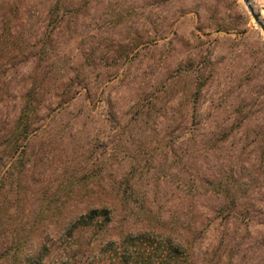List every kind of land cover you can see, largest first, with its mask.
Here are the masks:
<instances>
[{
    "label": "rangeland",
    "instance_id": "obj_1",
    "mask_svg": "<svg viewBox=\"0 0 264 264\" xmlns=\"http://www.w3.org/2000/svg\"><path fill=\"white\" fill-rule=\"evenodd\" d=\"M0 157V264H264V33L243 0H0Z\"/></svg>",
    "mask_w": 264,
    "mask_h": 264
},
{
    "label": "trees",
    "instance_id": "obj_2",
    "mask_svg": "<svg viewBox=\"0 0 264 264\" xmlns=\"http://www.w3.org/2000/svg\"><path fill=\"white\" fill-rule=\"evenodd\" d=\"M33 95L35 94L31 93V91H29L25 95L24 104H23V107L21 109V113L18 119L15 121V123L10 125L11 126L10 128L8 129L6 128L7 129L6 135L10 139L8 140L9 144L6 148L8 149L6 153H8V155L17 153L18 155L16 156L15 161H11L9 163L10 167L5 172L8 175L5 178H8V179H13L16 171L19 170L20 172L21 171L23 172V170L25 169L24 167L25 162L23 159H26V152H27L26 145L28 144L30 136L32 132H34V129H35L34 127L31 126L34 122L33 117L35 115V107H36L35 100L33 99L34 97ZM14 158H15L14 156L11 157V159H14ZM2 161L3 159L0 157V173H2L1 172L2 170L7 168L6 166L4 167V164H2ZM99 213H100L99 210H93L88 215V217L86 216V218L85 217L80 218L79 220H77L78 224H75L76 228H78L79 225H86V226L91 225L94 222V220L97 218V216H99ZM18 250H19V246L17 248V252L15 253V262L19 264L22 261V258L19 255V252H21V249L20 251ZM28 264H31V263H28Z\"/></svg>",
    "mask_w": 264,
    "mask_h": 264
},
{
    "label": "water",
    "instance_id": "obj_3",
    "mask_svg": "<svg viewBox=\"0 0 264 264\" xmlns=\"http://www.w3.org/2000/svg\"><path fill=\"white\" fill-rule=\"evenodd\" d=\"M245 6L247 7L249 13L252 18L256 22V24L260 27L262 32L264 33V19L262 18V14L256 10L253 5V0H243Z\"/></svg>",
    "mask_w": 264,
    "mask_h": 264
},
{
    "label": "bare ground",
    "instance_id": "obj_4",
    "mask_svg": "<svg viewBox=\"0 0 264 264\" xmlns=\"http://www.w3.org/2000/svg\"><path fill=\"white\" fill-rule=\"evenodd\" d=\"M253 5H254V3H253ZM255 7V6H254Z\"/></svg>",
    "mask_w": 264,
    "mask_h": 264
}]
</instances>
